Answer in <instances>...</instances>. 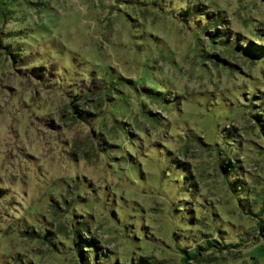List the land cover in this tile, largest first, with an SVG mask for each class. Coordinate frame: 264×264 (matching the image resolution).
<instances>
[{
  "label": "rangeland",
  "instance_id": "374dc122",
  "mask_svg": "<svg viewBox=\"0 0 264 264\" xmlns=\"http://www.w3.org/2000/svg\"><path fill=\"white\" fill-rule=\"evenodd\" d=\"M190 1L221 10L219 28L233 35L223 47L169 5L0 0V264L15 255L23 264H76L73 245L58 238L70 239V209L76 227H87L81 236L126 264L140 252L178 264L173 235L192 244L214 224L240 245L198 264H264V243L249 241L253 221L216 163L235 159L260 194L264 140L249 109L264 96V53L253 51L264 47V0ZM193 197L223 221L205 212L204 227L191 221L201 213ZM62 222L59 250L20 230L56 233Z\"/></svg>",
  "mask_w": 264,
  "mask_h": 264
},
{
  "label": "trees",
  "instance_id": "16d2710c",
  "mask_svg": "<svg viewBox=\"0 0 264 264\" xmlns=\"http://www.w3.org/2000/svg\"><path fill=\"white\" fill-rule=\"evenodd\" d=\"M130 2L155 5L157 10L162 9L166 12L168 11L167 5H169V13L173 17H175L179 22L183 23L188 27L193 28L194 32L204 33L206 40L213 44H221L222 47L223 44H226L225 40H229V38H232L231 36H233L228 32H224V29L219 28V26L222 25L221 22L223 18L221 10H207L201 3H195L190 0H168L166 3H163V1L159 0H130ZM158 2L162 3L159 4ZM7 45L4 46L6 53L8 54L11 61L15 62V58H17L16 55H18V53H16L14 49L8 48ZM237 45L239 46L238 48L241 47L240 44ZM249 48L251 47H249L248 45V49ZM256 48L257 49L253 50L256 53L254 54L255 56H257V54L264 53V47L262 49V44ZM203 55H212L218 57V55L209 54L206 51H204ZM143 89L147 91L149 90L147 88ZM254 97L257 98V102H254L252 104L251 108L249 109V113L253 120L254 126L258 129L260 136L264 140V96L254 95ZM69 106L71 110L70 114L72 115V117L75 118L76 115L79 119L83 120V114L76 109V106L73 103H70ZM115 122L121 123V121L118 119ZM232 145L236 146V144ZM237 149V147L234 148V150ZM217 159V167L221 175V180L225 185L226 192L228 193L230 198L234 200L236 207L241 210L244 215L248 216L253 221V232L255 234L248 238L249 241L252 242L260 240L264 243V184L261 189L259 188L256 190L260 191V194H257V192H255L254 190L253 181L250 180L249 176H247L249 178V180H247L246 177L241 174V167L235 159L232 158L233 160L231 161L228 157L223 156H219ZM181 166L187 169L186 166L182 164ZM189 185L191 186L190 188L194 187L193 184ZM1 189L2 188L0 187V197H3L4 192H2ZM78 197H80V195ZM193 200L194 203H197V200H195L194 197ZM197 207L201 210V213L197 214V216L195 217L192 211L191 221L197 222L198 225H201L203 227L204 225H206L204 217L202 216L203 212H205L207 216L211 217L212 221H216L219 223L223 221V217L221 215L218 217L210 211L209 204H206L202 197L200 199V203H197ZM73 211L74 210L71 211L70 209V220L67 223L68 230L71 232L70 239L68 237L58 238L68 240L70 241V244L73 245V250L76 255L75 263L126 264L125 260L116 261V258L113 257L114 251L110 252L108 251V249L101 250V247L97 244L95 239L86 236H81L80 234H85V232L87 231V227H76L77 221L71 217ZM67 212L68 211H65V216ZM51 214L57 215L54 211H52ZM20 228L21 232L27 235L30 239L40 238L42 241H46L52 249L59 250L58 245L60 244V242L55 237L56 234L59 235L60 232L63 231L61 228H64V222L61 223V226L58 224V228H60V230H57L56 233L52 230H48L47 228H40V226L38 230L37 228H35L34 231L30 227L27 230L21 226ZM223 230V228H219L216 224H214L213 230H210L209 228H203L200 234V241L185 245H180L176 240V235H173V245L179 254L178 264H198L201 261L213 262L217 258L215 259L214 256L211 255V253L227 255L231 246L240 245L236 242H225V240H223L218 235V232H221ZM69 233L67 235H69ZM238 240L242 241L241 238ZM18 260L19 258L16 257V255L14 258H12L14 264H23L21 261L19 262ZM128 262L130 264H157L153 256L142 254L141 252L139 254H136L134 258H130ZM13 263L10 262L8 264Z\"/></svg>",
  "mask_w": 264,
  "mask_h": 264
}]
</instances>
